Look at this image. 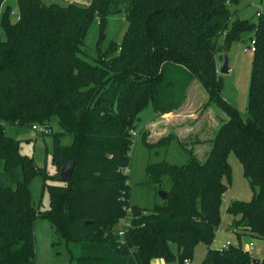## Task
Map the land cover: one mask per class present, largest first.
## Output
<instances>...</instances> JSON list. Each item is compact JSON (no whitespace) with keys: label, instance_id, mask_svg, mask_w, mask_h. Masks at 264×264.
Here are the masks:
<instances>
[{"label":"trees","instance_id":"16d2710c","mask_svg":"<svg viewBox=\"0 0 264 264\" xmlns=\"http://www.w3.org/2000/svg\"><path fill=\"white\" fill-rule=\"evenodd\" d=\"M240 1L16 0L19 19H11V11L2 15L0 264H37L38 216L50 223L57 240L78 247V264H150L157 258L185 264L198 242L207 246L200 264H253L239 232L264 241V17H234L232 7ZM117 13H124L125 33L101 51L106 18ZM95 19L98 58L89 62L78 53ZM244 32H252L255 41L245 118L222 98L216 64V55L222 58ZM194 80L207 94L201 112L214 104L226 119L215 109L213 122L199 123L194 140L181 145L183 164L148 163V181L168 184L167 196L150 209L129 207L126 170L139 113L151 105L156 118L199 104ZM54 119L60 128L55 133ZM34 123L51 128L56 174L50 179L60 180V168L74 162L69 181L43 182L49 197L44 211L34 206L29 189L44 169L21 154L19 142L5 130L6 124ZM64 132L72 136L69 145L61 143ZM172 141L180 142L169 133L144 145L151 149ZM230 153L254 194L249 201L229 203L238 243L216 250L209 246L230 184Z\"/></svg>","mask_w":264,"mask_h":264},{"label":"rangeland","instance_id":"374dc122","mask_svg":"<svg viewBox=\"0 0 264 264\" xmlns=\"http://www.w3.org/2000/svg\"><path fill=\"white\" fill-rule=\"evenodd\" d=\"M61 3L65 1H72L77 3H86V0H57ZM6 11H13L17 13L16 0H4L0 11V41L5 40V31L1 26L2 15ZM232 11L236 12L234 17L239 19H252L256 21L259 15L264 17V0H241L237 5L232 7ZM11 19L14 16L9 13ZM127 28V22L124 18V13L111 14L106 18L104 37L100 42V49L104 51L111 41L120 42L125 30ZM252 32L242 33L237 40L230 43L229 49L226 52L229 59V72L226 74H219L222 80L221 95L222 98L234 106L243 118L246 115V109L248 105V95L250 89L251 72H252V60L253 52L250 51ZM99 37V24L98 19H95L87 30L86 36L83 40V44L80 47L79 56L86 61L94 62L98 58L97 42ZM223 39L220 37L218 42L222 43ZM194 88L197 92L194 94L195 102L202 105L207 101V94L201 87L198 80H194ZM201 107V106H200ZM214 104L209 105L207 110L209 113L215 114ZM221 116L226 119V115L221 111ZM194 114L195 120L199 122L204 119V115H201L200 108ZM211 114L209 121L213 122L214 115ZM154 112L151 105H148L142 110L138 119L135 122L134 132V144L130 152L131 163L129 169L126 171L129 173L130 179V199L129 207L134 204L147 209L153 207L155 203H161V199L158 195L159 190H168V184H164L161 187L159 185L149 182L146 174L145 167L148 163H157L166 160L173 164H183L186 160V154L182 149V142L173 141L171 144L165 147L148 149L144 144L146 141H152L149 134L151 129L148 125L152 121ZM211 117V118H210ZM189 120V118H185ZM39 124V123H37ZM52 131L59 132L60 128L54 119L52 124ZM166 125L163 122L157 124V129H163ZM6 133L19 142L21 154L33 158L35 164L38 167L44 169L43 173H37L32 178L29 189L33 196V204L40 211H44L48 208L49 197L47 192H42L43 182L60 184L62 181L58 179H50L55 177L56 170L51 163V151H52V135H40L36 133L31 127L6 124ZM145 137L142 139V136ZM150 137V138H149ZM194 137V136H193ZM61 143L69 145L72 140V136L68 132H64L60 137ZM187 140V139H181ZM192 137L188 139L190 142ZM228 164L231 169L230 184L227 186L221 206H220V222L218 228L214 232L213 240L209 246L211 249L221 250L222 247L237 245L238 239L236 232L238 231L232 222L234 217L228 213L227 207L231 201H249L253 194L254 189L251 187L248 180L243 176L242 167L234 153H230L228 156ZM47 176V177H46ZM47 178V179H45ZM58 178V176H56ZM241 235V243L243 248H248L250 255L254 259L259 260V264L264 261V241L252 237L245 232H239ZM35 234V254L37 264H78L75 257L78 255V247L75 244H69L60 242L56 239L53 229L50 223L38 216L35 219L34 224ZM53 243H55L53 245ZM171 248L174 250L175 245L171 244ZM207 251V246L201 242L194 245L191 264H200ZM248 252V251H247Z\"/></svg>","mask_w":264,"mask_h":264},{"label":"crops","instance_id":"0c3cea01","mask_svg":"<svg viewBox=\"0 0 264 264\" xmlns=\"http://www.w3.org/2000/svg\"><path fill=\"white\" fill-rule=\"evenodd\" d=\"M221 55H223V53ZM219 56H220V54L216 55V64H217L218 74H220L219 73V65H220V61H221V58H219ZM199 108H200V105H188V106H184L183 108H181L180 110H178L176 112L165 113V114H163L159 117H156V118L154 117L155 116L154 115L152 118V121L148 125V128L151 129V131H150L151 134H149V135L152 139H150V140L156 141L164 135H167L169 133H174V135H176V138L182 143H186L188 141V139L191 137H192L191 141H193L194 137H195L193 133H194V131L197 130L199 123L201 121L209 120V117L207 115L210 116L211 114H213L212 112L209 113L208 110H206L203 113L200 110L201 115H204V117H203L204 119L200 120L199 122H196L195 120H190V118H195L194 114H192V113H195L197 111V109H199ZM185 118H189V120H185ZM160 122H163L166 125L163 129H157L156 128L157 124ZM203 125H205V123ZM189 135H191V136H189ZM181 139H187V140H181ZM244 250H246L250 253L248 248L245 247ZM150 264H165V262L163 259L157 258V259H152ZM190 264H191V261H190Z\"/></svg>","mask_w":264,"mask_h":264},{"label":"water","instance_id":"95a60500","mask_svg":"<svg viewBox=\"0 0 264 264\" xmlns=\"http://www.w3.org/2000/svg\"><path fill=\"white\" fill-rule=\"evenodd\" d=\"M228 63H229V59H228L227 53H223L221 61H220V65H219V73L220 74H226L229 72ZM73 169H74V162L73 161H70V162L64 164L59 170L60 181H62V182L69 181L71 179ZM158 195L161 199H165L167 196V191L159 190ZM252 263L253 264H259V260L253 259Z\"/></svg>","mask_w":264,"mask_h":264},{"label":"built area","instance_id":"2783aa9c","mask_svg":"<svg viewBox=\"0 0 264 264\" xmlns=\"http://www.w3.org/2000/svg\"><path fill=\"white\" fill-rule=\"evenodd\" d=\"M11 14L14 16V21H17L19 19V16L17 13H14L13 11L11 12ZM255 41L254 39H251V43H250V51H254V48H255ZM31 128L38 134L40 135H48L50 132H51V128L48 127L47 125L45 124H37V123H34ZM134 134V132H133ZM127 171V170H126ZM130 209L127 208V211H129ZM125 222V221H124ZM127 223V222H126ZM119 234L121 235L122 234V231H119ZM226 247H222V249H225ZM185 264H190V261L189 260H185Z\"/></svg>","mask_w":264,"mask_h":264}]
</instances>
